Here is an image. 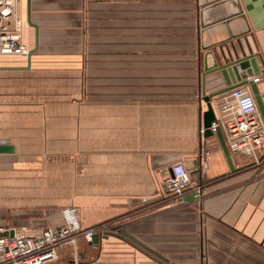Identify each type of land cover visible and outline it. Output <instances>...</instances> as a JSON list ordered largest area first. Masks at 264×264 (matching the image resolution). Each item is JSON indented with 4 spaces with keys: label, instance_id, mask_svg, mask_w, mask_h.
Masks as SVG:
<instances>
[{
    "label": "crops",
    "instance_id": "0c3cea01",
    "mask_svg": "<svg viewBox=\"0 0 264 264\" xmlns=\"http://www.w3.org/2000/svg\"><path fill=\"white\" fill-rule=\"evenodd\" d=\"M243 13L241 0H20L32 53L0 55L12 149L0 152V236L58 226L73 206L85 227L125 237L96 234L78 259L65 247L46 264H264V157L230 156L231 170L215 132H200L204 98L226 87L204 68L240 47L264 62V27ZM244 72L264 106V70ZM225 97L210 100L212 124ZM177 161L201 192L171 206L163 180Z\"/></svg>",
    "mask_w": 264,
    "mask_h": 264
},
{
    "label": "built area",
    "instance_id": "2783aa9c",
    "mask_svg": "<svg viewBox=\"0 0 264 264\" xmlns=\"http://www.w3.org/2000/svg\"><path fill=\"white\" fill-rule=\"evenodd\" d=\"M20 0H0V55L26 56L28 50L20 42ZM220 117L212 128L219 126L229 155L258 161L264 157V122L254 96L249 89L237 87L226 93ZM201 128L200 132L203 133ZM163 189L171 197V206L184 203L187 193L198 197L200 186L191 180L181 161L173 163L170 174L163 180ZM106 231L85 227L76 207L61 210V224L45 228H29L0 236V264H46L56 260L60 250L69 247L77 257L80 238L91 242L94 235Z\"/></svg>",
    "mask_w": 264,
    "mask_h": 264
},
{
    "label": "water",
    "instance_id": "95a60500",
    "mask_svg": "<svg viewBox=\"0 0 264 264\" xmlns=\"http://www.w3.org/2000/svg\"><path fill=\"white\" fill-rule=\"evenodd\" d=\"M241 2L243 5V11H244L243 16H246L248 18L251 25H253V28L255 30L263 28L264 27V0H241ZM27 21H29V16L27 18ZM239 51L241 53V57L238 56L236 50L233 48V53H234L233 58L231 57V55H229L228 57L229 59L223 58L224 59L223 64H219L218 62L215 61L212 67L206 66L204 68L205 73L211 72V71H220L224 79L226 87L222 89L221 91L204 98V101L207 104V111L204 113L203 136L208 137L213 134V131L215 132L218 138L221 150L231 170L233 169V165L231 162L230 155L226 148L222 130L219 126H215L214 128H212V122L215 121V117L212 112L210 100L215 96L226 94L237 87L249 86L251 93L254 96V99L256 101L260 116L262 117V120L264 122V106H263L261 94L259 93L257 89L256 82L253 79L242 81L241 78L243 76L241 77L239 74L240 72L245 71L244 72L245 76L254 77L256 75H259L260 71L264 70V62L258 56L259 62L261 64V69H260L255 59L257 54L254 55L252 52L245 54L241 47ZM31 53L32 52L28 53V58L31 56ZM221 53L223 54V51H221ZM6 143H7V140L0 139V152H10L12 150L11 148H8L7 146H5ZM97 238L98 236L94 235L92 237V242L97 241ZM132 239L134 240V238Z\"/></svg>",
    "mask_w": 264,
    "mask_h": 264
},
{
    "label": "rangeland",
    "instance_id": "374dc122",
    "mask_svg": "<svg viewBox=\"0 0 264 264\" xmlns=\"http://www.w3.org/2000/svg\"><path fill=\"white\" fill-rule=\"evenodd\" d=\"M98 25H91L89 26V28H93V29H97L98 30ZM92 33L87 37V50H91V51H87V53H89L87 60L89 64H96L99 65L100 62V57H99V50L101 49L100 47L102 46V42H100V40L98 39V32H96L94 34V30H90ZM126 44V42H124ZM127 45V44H126ZM174 45V44H173ZM108 236H117V237H125L120 231L116 230V228H113L111 230H109V233L107 232ZM79 241H85L83 238H80L78 240ZM78 242H77V259H78ZM65 248V247H64ZM60 254V253H59ZM58 254V256H59ZM72 254V251H71ZM58 258V257H57Z\"/></svg>",
    "mask_w": 264,
    "mask_h": 264
}]
</instances>
